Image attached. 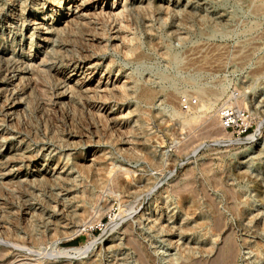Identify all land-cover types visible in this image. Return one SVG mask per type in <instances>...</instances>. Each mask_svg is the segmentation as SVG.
Returning <instances> with one entry per match:
<instances>
[{
  "label": "rangeland",
  "instance_id": "rangeland-1",
  "mask_svg": "<svg viewBox=\"0 0 264 264\" xmlns=\"http://www.w3.org/2000/svg\"><path fill=\"white\" fill-rule=\"evenodd\" d=\"M223 105L248 111L247 136L221 130ZM263 191L264 0H0V250L9 257L139 264L122 233L130 224L155 264L208 259L219 239L199 225L216 209L236 264H264ZM96 238L86 255L62 253Z\"/></svg>",
  "mask_w": 264,
  "mask_h": 264
},
{
  "label": "bare ground",
  "instance_id": "bare-ground-1",
  "mask_svg": "<svg viewBox=\"0 0 264 264\" xmlns=\"http://www.w3.org/2000/svg\"><path fill=\"white\" fill-rule=\"evenodd\" d=\"M78 2V0H76ZM74 2V1H73ZM76 3V2H75ZM78 8L81 7H85V3H81L79 6H77ZM76 7V8H77ZM67 18L65 17L64 20H66ZM53 20V19H52ZM59 19H56V21H58ZM70 31V30H69ZM66 33V32H65ZM69 34V33H68ZM134 50V49H133ZM92 55H88L86 57V60L84 58V60L81 58V60H78L80 63L74 66L73 71H82V68L80 67V65L82 64V62L88 61L90 60V58H92ZM193 60V59H191ZM197 59H194V61H196ZM77 61H74L73 63H76ZM77 68V69H76ZM110 67H108L109 69ZM49 70H52V68L49 67ZM48 70V72H49ZM110 70V69H109ZM76 76V74L74 75ZM39 81V80H38ZM30 84V83H29ZM33 86V85H32ZM31 86V87H32ZM23 90V89H22ZM145 95V94H144ZM146 96V95H145ZM143 97V96H142ZM192 106V105H191ZM17 110V109H16ZM197 119V118H196ZM216 119V118H215ZM214 119V123L212 125H208L207 126V130L208 131H213L214 125H216V120ZM211 122V121H210ZM206 130V131H207ZM205 131V133H206ZM217 131V130H216ZM199 135V134H198ZM211 135V134H210ZM254 136V135H253ZM226 137V136H225ZM254 138V137H253ZM230 139V138H229ZM246 139V138H245ZM200 140V139H199ZM192 141V140H191ZM229 142V141H228ZM193 144V143H191ZM232 144V143H230ZM184 145V144H183ZM182 145V146H183ZM186 145V144H185ZM184 148V147H183ZM199 148V147H198ZM197 148V149H198ZM189 150V149H188ZM35 161V160H34ZM190 170V169H189ZM189 174H184V178L181 180V182H178L176 184H173L170 186V190H169V194H171L172 196L174 195H179L180 190L182 189V185H185V183L187 184V181L189 180ZM182 178V177H181ZM111 186L114 188H121L123 186V182L120 180V178L118 176L112 178L111 181ZM116 190V189H115ZM224 190V189H223ZM183 191V189H182ZM226 195H227V199H228V205L229 208L234 211V205L232 204V200H234L233 198V194L226 189ZM264 192V191H263ZM168 193V191H167ZM183 193V192H182ZM181 194V192H180ZM170 195V196H171ZM182 195V194H181ZM182 198V197H181ZM185 198L187 197H183L182 199L185 200ZM195 198V197H194ZM195 199L191 198L188 199L187 201H191V206L188 208V210L190 211L194 206H195ZM95 203V202H94ZM189 203V202H188ZM179 204V203H178ZM235 204V203H234ZM190 205V204H188ZM187 208V207H186ZM186 210V209H185ZM187 210V211H188ZM236 210V209H235ZM123 213V212H121ZM119 213V214H121ZM189 214V212H187ZM235 213V212H234ZM212 218L209 219L208 222H202L201 225L199 226H207L209 227V232L212 234V236H217L218 237V241L210 248L209 250V258L207 259H203V260H197V259H193L191 257H185L184 261H181L179 264H236V258L238 256V247L234 241V237H233V233L230 230L226 229L225 224L222 221V217L221 214L219 212V210H214V212L212 213ZM123 215V214H122ZM124 219L123 216L118 215L115 216L114 218H111L109 221V223H107L104 232H109V230H112L116 227H118L121 223V221ZM123 229V228H122ZM191 230V229H190ZM122 231V230H121ZM123 235L126 238L128 244L130 246L133 247V249L137 252L138 256H139V260L140 263L139 264H155L153 258L147 254L146 252V247L142 244V242H140L138 239H136L134 237V231L133 228L131 227V225H127L124 227L123 229ZM103 235V234H102ZM208 237V236H207ZM99 238L93 239L91 242L85 244L82 247H72V248H62V253H65L66 255L69 253H74L78 256H83L86 255L90 250H93V248L95 247V245L97 244ZM125 240V241H126ZM61 252V251H60ZM59 252V253H60ZM12 254V253H11ZM10 254V255H11ZM28 254V253H27ZM20 255L19 253H16L15 256H11L8 255L7 251L5 249H1L0 250V264H33L34 262H37V264H41V260H35L33 261L30 258V255ZM52 264V263H51ZM57 264V263H54Z\"/></svg>",
  "mask_w": 264,
  "mask_h": 264
},
{
  "label": "built area",
  "instance_id": "built-area-1",
  "mask_svg": "<svg viewBox=\"0 0 264 264\" xmlns=\"http://www.w3.org/2000/svg\"><path fill=\"white\" fill-rule=\"evenodd\" d=\"M234 96H237V94ZM189 105L188 101H182L181 107L183 111L187 110ZM217 116L221 130L231 136H236L237 138L245 137L252 128V118L246 109L233 105H223L218 109Z\"/></svg>",
  "mask_w": 264,
  "mask_h": 264
},
{
  "label": "trees",
  "instance_id": "trees-1",
  "mask_svg": "<svg viewBox=\"0 0 264 264\" xmlns=\"http://www.w3.org/2000/svg\"><path fill=\"white\" fill-rule=\"evenodd\" d=\"M76 241H72V242H70V244H73V243H75Z\"/></svg>",
  "mask_w": 264,
  "mask_h": 264
}]
</instances>
